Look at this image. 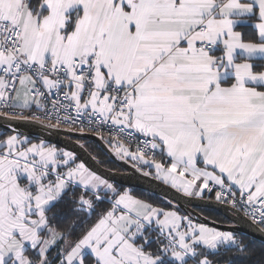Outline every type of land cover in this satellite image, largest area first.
I'll list each match as a JSON object with an SVG mask.
<instances>
[{"label": "snow or ice", "instance_id": "obj_1", "mask_svg": "<svg viewBox=\"0 0 264 264\" xmlns=\"http://www.w3.org/2000/svg\"><path fill=\"white\" fill-rule=\"evenodd\" d=\"M0 117L106 127L134 167L264 224V0H0ZM9 130L0 264H222L210 256L248 251Z\"/></svg>", "mask_w": 264, "mask_h": 264}, {"label": "water", "instance_id": "obj_2", "mask_svg": "<svg viewBox=\"0 0 264 264\" xmlns=\"http://www.w3.org/2000/svg\"><path fill=\"white\" fill-rule=\"evenodd\" d=\"M0 128L8 131H10V128H14L28 135L29 138L38 137L67 151H72L87 167L108 179L110 182L130 188H139L172 201L183 212L191 215L192 219L198 223H205L221 230L246 235L264 242V229L236 207L234 208L225 202L214 199L188 197L170 186L163 184L155 176L144 175L145 172L141 171L138 167H134L128 160L119 158L109 148L108 143L97 134L87 131L80 133L79 131L65 128L54 129L41 125L36 121L22 119L9 120L3 117H0ZM76 138H86L96 142L124 170L121 171L104 167ZM196 207L217 210L228 218L231 223H218L200 213L195 209Z\"/></svg>", "mask_w": 264, "mask_h": 264}, {"label": "trees", "instance_id": "obj_3", "mask_svg": "<svg viewBox=\"0 0 264 264\" xmlns=\"http://www.w3.org/2000/svg\"><path fill=\"white\" fill-rule=\"evenodd\" d=\"M35 110V109H33ZM25 115H29V112L26 111ZM0 133H5V134H12L11 131L4 130L0 128ZM103 137L104 141L108 143L109 137L106 135H100ZM33 141L34 140H41V138L35 137V138H30ZM82 145L86 147V149L96 158V160L103 165L106 168L109 169H115V170H121L123 171L124 169L121 168L114 160L111 159V157L94 141H91L86 138H76ZM43 140V139H42ZM49 143V142H47ZM126 143V142H124ZM52 144V143H49ZM55 145V144H54ZM109 148L114 151V146L110 143H108ZM132 150H135V146L129 144ZM57 146V145H55ZM59 147V146H58ZM61 148V147H60ZM63 149V148H62ZM115 152V151H114ZM78 161H80L78 159ZM130 163L133 164L131 160H128ZM139 168V167H138ZM141 171L147 173V171L154 172L153 169H150L148 167H143L142 169L139 168ZM147 170V171H146ZM153 176L154 173H153ZM113 183V182H111ZM115 186L121 188L122 190H128L130 191L134 196H137L139 198L148 200L159 207L162 208H170V207H175L178 208L180 213H183L184 215H188L185 212H183L174 202L169 201L161 196L155 195L151 192L139 189V188H130L126 186H122L119 184L114 183ZM204 198L207 199H214L216 200L215 197V192L210 193V194H205L203 196ZM106 204H101L99 208L106 207ZM98 208V210H99ZM196 210H198L200 213L203 215L207 216L208 218L222 224H229L231 221L226 218L223 214L218 212L217 210L211 209V208H201V207H196ZM234 235L237 237V239L242 240L246 245L248 251L245 253H238L236 249L233 247L229 251L221 250L218 253H215L214 256H210V258L214 259H219L223 258L222 264H227V260L231 259L233 261V264H264V242L257 240L255 238L246 236V235H240V234H235Z\"/></svg>", "mask_w": 264, "mask_h": 264}, {"label": "built area", "instance_id": "obj_4", "mask_svg": "<svg viewBox=\"0 0 264 264\" xmlns=\"http://www.w3.org/2000/svg\"><path fill=\"white\" fill-rule=\"evenodd\" d=\"M17 111H19V110H17ZM33 111H35V110H33ZM27 112H28V111H27ZM25 113H26V111H25ZM29 115H31L30 112H29ZM53 123H54V121H53ZM74 128H75V126H74ZM85 128H86L85 131H87V132H91V133L97 134V135H99V136H100V135H106V136L109 137V132H108V129H107L106 127H105V128H96L95 130H88L87 125H86ZM122 139H123V138H122ZM123 142H126V143H128V144H131V145L135 146V141H134V140H133V141L123 140ZM222 202H225V203L231 205L230 203H228V202H226V201H222ZM231 206H232V205H231ZM236 208L239 209L241 212H243V213L245 214V210H244L243 208H240L239 205H237ZM248 217H249L250 219H252L250 216H248ZM252 220H253V219H252ZM256 224H258L261 228L264 229V224H259V223H256Z\"/></svg>", "mask_w": 264, "mask_h": 264}, {"label": "rangeland", "instance_id": "obj_5", "mask_svg": "<svg viewBox=\"0 0 264 264\" xmlns=\"http://www.w3.org/2000/svg\"><path fill=\"white\" fill-rule=\"evenodd\" d=\"M61 128H65V129H68L66 126H62ZM69 130V129H68ZM77 131V130H76ZM37 141H39V140H34V142H37ZM49 144V143H48ZM125 144V146H128V147H130V145L128 144V143H124ZM51 145H54V144H51ZM55 146V145H54ZM57 148H59V149H62V148H60V147H58V146H56ZM65 150V149H64ZM119 157V156H118ZM119 158H121V157H119ZM78 162H81V161H78ZM147 171V170H146ZM147 172H150V171H147ZM154 173V172H153ZM132 194V193H131ZM133 195V194H132ZM165 209H168V208H165ZM181 215H184L183 213H180ZM196 222V221H195ZM198 223V222H197ZM210 226V225H209ZM213 227V226H212ZM220 231H225V230H221V229H219Z\"/></svg>", "mask_w": 264, "mask_h": 264}, {"label": "crops", "instance_id": "obj_6", "mask_svg": "<svg viewBox=\"0 0 264 264\" xmlns=\"http://www.w3.org/2000/svg\"><path fill=\"white\" fill-rule=\"evenodd\" d=\"M212 193H213V192H212ZM205 194H210V193H208V192H205ZM205 194H204V195H205ZM204 195H203V196H204ZM203 196H202V197H203Z\"/></svg>", "mask_w": 264, "mask_h": 264}]
</instances>
